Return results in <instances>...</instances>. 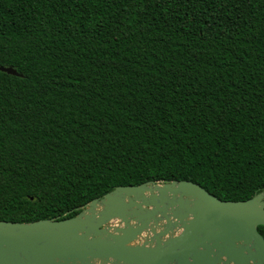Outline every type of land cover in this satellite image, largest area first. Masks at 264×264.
Segmentation results:
<instances>
[{
    "label": "trees",
    "instance_id": "16d2710c",
    "mask_svg": "<svg viewBox=\"0 0 264 264\" xmlns=\"http://www.w3.org/2000/svg\"><path fill=\"white\" fill-rule=\"evenodd\" d=\"M0 67V221L150 182L264 189V0H0Z\"/></svg>",
    "mask_w": 264,
    "mask_h": 264
},
{
    "label": "water",
    "instance_id": "95a60500",
    "mask_svg": "<svg viewBox=\"0 0 264 264\" xmlns=\"http://www.w3.org/2000/svg\"><path fill=\"white\" fill-rule=\"evenodd\" d=\"M260 226L264 189L233 202L190 181L120 186L71 218L0 221V264H264Z\"/></svg>",
    "mask_w": 264,
    "mask_h": 264
}]
</instances>
